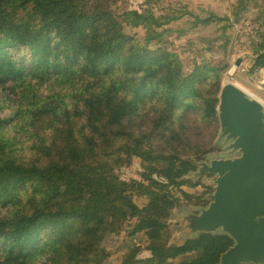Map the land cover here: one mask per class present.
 I'll use <instances>...</instances> for the list:
<instances>
[{"label": "trees", "instance_id": "16d2710c", "mask_svg": "<svg viewBox=\"0 0 264 264\" xmlns=\"http://www.w3.org/2000/svg\"><path fill=\"white\" fill-rule=\"evenodd\" d=\"M119 1L0 0V264H103L105 237L132 220L147 252L127 247L116 264H217L233 244L213 234L174 244L169 222L173 188L207 203L183 190L196 169L184 158L213 151L228 65L185 70L166 33L187 10L157 15L159 0H143L129 19L139 36L113 10ZM233 3L211 40L229 42L226 29L250 12L264 68V0ZM219 17L209 10L191 27ZM135 158L141 178L122 180ZM196 248V260L172 261Z\"/></svg>", "mask_w": 264, "mask_h": 264}, {"label": "water", "instance_id": "95a60500", "mask_svg": "<svg viewBox=\"0 0 264 264\" xmlns=\"http://www.w3.org/2000/svg\"><path fill=\"white\" fill-rule=\"evenodd\" d=\"M241 62L238 58L235 65ZM218 100L215 142L225 154L184 158L196 170L183 176L197 181L210 175L214 191L205 206L172 209L169 222L178 225L177 244L202 234L230 237L233 244L217 264H264V102L231 81L222 83Z\"/></svg>", "mask_w": 264, "mask_h": 264}, {"label": "rangeland", "instance_id": "374dc122", "mask_svg": "<svg viewBox=\"0 0 264 264\" xmlns=\"http://www.w3.org/2000/svg\"><path fill=\"white\" fill-rule=\"evenodd\" d=\"M141 2L143 0H120L113 7V10L120 15L126 23V26L139 36L144 35L145 29L141 26H130L129 19L135 10L140 9L139 5ZM233 2L234 0H159L157 3L160 7H165V10L163 12L157 10L156 14L160 15L170 10L176 12L187 10L188 13L182 19L171 24L174 31L166 33V36L172 40V50L181 57L183 67L186 71L193 68L194 62H208L214 66L222 65L223 63L227 64L228 70L221 80V85L225 82H235L264 102V68L254 67L255 55L250 48V39L254 35L250 12L242 15L240 23L234 24L232 28L229 27L226 29V34L230 37L229 42H225L224 38L211 40L216 36L215 30L218 27L221 28L226 22L224 19L232 17ZM209 10L218 14L220 21L210 23L207 26L199 24L198 27L192 28L191 23L195 18L203 19L207 17ZM179 28H186L187 33L185 36L176 39ZM238 58H241L242 62L239 66H236L235 62ZM215 139L211 146L213 151L208 152L209 156L225 154L223 146L217 144ZM142 167L143 162L135 158L130 166H123L118 170L117 174L122 180L127 182L136 179L139 180L141 178V172L143 171ZM211 177L208 175L206 178H199L197 181H192L195 186L185 185L183 190L193 196L200 195L203 200H206V196L214 191ZM172 190L180 199L176 212L188 209L190 206H197L194 203L196 199L188 200L177 189L173 188ZM135 202L142 205L146 202V199L135 196ZM133 224L134 220L130 221L120 234H108L105 237L103 246L109 252L110 257L103 264L118 263L121 260V254L127 250V247L141 245L143 251L147 252L145 244L140 240V236H129ZM177 229L179 228L176 222L172 223L170 227L172 234L170 241L174 244L182 242L181 235L174 234ZM200 253L201 250L196 248L177 256L172 261L174 263L191 262L196 260Z\"/></svg>", "mask_w": 264, "mask_h": 264}, {"label": "flooded vegetation", "instance_id": "af4514ba", "mask_svg": "<svg viewBox=\"0 0 264 264\" xmlns=\"http://www.w3.org/2000/svg\"><path fill=\"white\" fill-rule=\"evenodd\" d=\"M196 169H194V170H192V171H195ZM205 201V200H204ZM208 204V201H207V203L206 204H204V205H197V206H205V205H207Z\"/></svg>", "mask_w": 264, "mask_h": 264}, {"label": "crops", "instance_id": "0c3cea01", "mask_svg": "<svg viewBox=\"0 0 264 264\" xmlns=\"http://www.w3.org/2000/svg\"><path fill=\"white\" fill-rule=\"evenodd\" d=\"M214 1V0H213Z\"/></svg>", "mask_w": 264, "mask_h": 264}]
</instances>
